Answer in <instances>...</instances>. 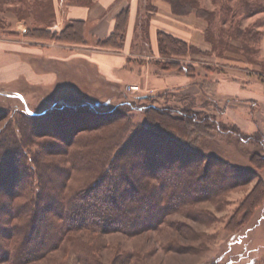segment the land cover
Here are the masks:
<instances>
[{"label": "rangeland", "instance_id": "rangeland-1", "mask_svg": "<svg viewBox=\"0 0 264 264\" xmlns=\"http://www.w3.org/2000/svg\"><path fill=\"white\" fill-rule=\"evenodd\" d=\"M88 1L0 0V37L8 36L15 20L24 22L27 32L29 29L44 26V23L56 22L58 11L68 3H87ZM146 2L149 7L152 6L150 0ZM239 2L240 0L228 3L226 0H196L199 7L210 11L216 10L218 13L216 18H219L221 6L228 4L236 8ZM260 2L263 4L262 11L248 17L237 16L235 19L231 16L225 17L228 19V24L224 27L234 26V28L240 27L244 30L251 28L260 33L258 43L254 46L258 49L255 55H248L238 49L240 42H237L239 46L234 45L236 50L233 51L249 61L258 72L264 73V0ZM217 22L218 19L214 21L215 27H211V36L215 42L219 37L220 27L218 26L221 25ZM233 41L230 40V44ZM218 45L216 46L218 49L213 50L215 57H224L227 51H231L225 46H220L219 43ZM197 51L199 50L196 49L189 53L187 58H200L199 60L205 64V66L201 65L204 68V70L201 69L203 73L208 68L218 71L220 67L217 68L215 57L208 58L207 54L201 55ZM21 58L23 62L30 63L27 53H22ZM164 60L180 62L181 58L164 57ZM43 62L45 61L33 65L36 73L44 71L58 73L62 68V64L58 61L47 63V65ZM180 63L186 65L183 62ZM162 64H164L163 60ZM186 67V72H189L190 67ZM63 69H65L64 66ZM61 82L53 90H41V87L37 88L41 85L31 86L25 74L17 76L9 83L0 81V154H5L8 149L17 152L14 155L16 159L26 162L25 166L17 168L16 171L19 174L24 173V167L37 175L48 163H60L67 166V153L70 155L75 152H88L87 148L68 146L65 142L67 133L61 135L59 132L44 131L36 135L25 125L30 120H35V117H30V114L47 113L56 108H62L63 106L59 104L63 102L71 104L80 99L92 104L93 107L103 108L99 111L92 110V112L86 110L91 108L88 105H86L88 108H82V111H88L93 115L90 117L92 120L107 122L117 119V121L107 123L104 127L83 131L77 129L71 134L76 139L88 140L101 133H107L111 137L115 136L120 149L127 147L134 137L137 138L133 143L141 147L143 137L150 136L152 139L154 136L160 137L157 132L149 131L148 128L160 130L162 128H158V125L162 124L168 130L163 132L164 135L177 140L184 146L186 144L198 149L203 154L200 158L203 172L217 166L220 174L231 178L226 184L227 179L217 180L215 176L216 179L208 176L204 183L217 182L221 188L206 199L183 203L166 217L165 223L158 231H146L131 237L119 233L95 236L92 241L102 250L105 262L116 264H264V197L259 201L255 200L258 192L264 190V161H262L264 134H243L250 139H240L238 133H234L237 129L227 125L223 120V110L211 97L205 99L204 95L187 97L183 92L169 90H151L149 93H144L139 89V91L131 92L128 90L129 86L126 90L90 91L77 86L72 87L69 83H64L63 86ZM30 86L37 90H33L34 92L29 95L27 92ZM144 96L148 98L140 99ZM149 106L153 108L146 112ZM154 108L173 110L174 115L178 117L184 112L190 115L192 119L187 125V136L179 137L177 130L181 127V122L167 116L157 115ZM53 120L50 119V123L44 124H51ZM59 120H62L61 117L56 121ZM154 142L156 143V141H151L150 144L156 145ZM2 145L5 146L1 148ZM254 154L258 157H253ZM108 156L109 154L105 158ZM224 162L227 165H224ZM87 168L79 167L74 171L68 185L78 189L90 183L93 179L88 182L84 179L88 174ZM28 182L33 184L34 189L30 192L26 190L22 191L24 193L21 192V196L15 200V205L18 207L27 202L29 195L35 196L38 192L37 176ZM252 193L253 196L246 201ZM19 222L14 221V223ZM8 243L5 242L3 245L9 253L11 246H8ZM64 257H66L67 264H76V257L72 252ZM0 264L10 263L1 261Z\"/></svg>", "mask_w": 264, "mask_h": 264}, {"label": "trees", "instance_id": "trees-1", "mask_svg": "<svg viewBox=\"0 0 264 264\" xmlns=\"http://www.w3.org/2000/svg\"><path fill=\"white\" fill-rule=\"evenodd\" d=\"M166 1L171 4L173 12L177 15L195 12L207 21L206 36L213 50L218 49V43L227 47V50H236L229 42L236 40L240 42L238 49L242 52L248 55L256 54L258 49L254 46L258 43L259 32L251 28H225L224 25L228 24L225 17H248L262 11L261 0H240L236 8L225 4L221 6L219 18H216V10L199 7L196 0ZM226 1L228 3L233 0ZM128 16V11L123 10L117 16L112 35L106 40L98 41L97 46L120 50L125 39ZM217 19L221 25L218 26L219 37L215 42L211 36V27H215L214 21ZM54 23L47 22L40 28L29 29L26 35L64 43H85L84 21H72L66 24L61 32L51 29ZM158 37L159 51L163 57L185 58L189 53L196 51V48L167 33L160 32ZM159 63L165 69H177L181 72H186L187 69V65L177 61L164 60V64ZM147 98L148 96H144L140 99ZM149 107L146 112L153 108ZM59 109L30 114L35 120H30L25 125L36 135L44 131L59 132L61 135L67 133L65 142L68 146L74 145L89 150L86 153H67V166L48 163L42 169L44 172L37 175L25 167L23 174L16 171L17 168L25 166L26 162L16 159L14 155L17 152L12 149L0 154V262L67 264L64 256L72 252L76 257V264H116L103 260L102 250L92 241L95 236L119 233L131 237L146 231H158L165 223L166 217L183 203L206 199L221 188L217 182L204 183L208 176L217 180L227 179L226 184L231 180L230 177L220 174L217 166L203 172L200 160L203 154L198 149L186 144L184 146L164 135L163 132L167 129L162 124L158 125V128H162L161 131L148 128L149 131L157 132L160 137H143L141 147L133 143L137 138L134 137L127 147L120 149L115 136L111 137L107 133H101L88 140L71 136L77 129L83 131L104 127L117 119L97 121L90 118L92 114L88 111L67 107ZM154 112L181 122V127L177 130L179 137L187 136V125L191 123L192 118L186 112L179 117L170 109L154 108ZM60 117L62 120L56 121ZM50 119H54L51 124H44L50 123ZM237 130L234 133L237 132L240 139H250ZM151 141H156V145L150 144ZM253 157L257 158L258 155L254 154ZM223 164L227 165L225 162ZM79 167H89L85 182L93 180L81 188L74 189L68 183ZM35 175L39 181L37 194L29 195L27 202L18 207L15 200L21 196L23 190L33 191V184L28 180L34 179ZM252 196L253 193L246 201ZM262 197L264 190L258 192L255 200L259 201ZM17 220L20 222L14 223ZM5 242H10L9 253L3 245Z\"/></svg>", "mask_w": 264, "mask_h": 264}, {"label": "crops", "instance_id": "crops-1", "mask_svg": "<svg viewBox=\"0 0 264 264\" xmlns=\"http://www.w3.org/2000/svg\"><path fill=\"white\" fill-rule=\"evenodd\" d=\"M146 1L68 3L58 11L51 29L61 32L72 21H84V44L30 37L26 35L24 22L13 21L8 36L0 37V81L9 83L25 74L31 86L41 85L37 87L41 90H53L62 81L63 86L69 83L90 91L126 90L128 86H138L144 93L169 90L183 92L187 97L204 95L205 99L211 97L223 110L227 125L245 135L264 134V73L254 69L236 51L215 57L206 36L208 23L195 12L176 15L166 0H150L151 7ZM123 10H127L129 16L122 48L98 47V41L112 35L117 16ZM160 32L196 48L201 55L215 57L216 66L220 68L218 71L206 68L203 73L201 65L205 64L197 57L181 58L180 62L190 67L189 73L163 68L159 63L164 61L159 51ZM237 42L234 40L232 45L239 46ZM22 53L28 54L30 63L22 61ZM42 61L46 65L58 61L62 68L58 73H36L33 65ZM31 86L29 95L37 90Z\"/></svg>", "mask_w": 264, "mask_h": 264}, {"label": "water", "instance_id": "water-1", "mask_svg": "<svg viewBox=\"0 0 264 264\" xmlns=\"http://www.w3.org/2000/svg\"><path fill=\"white\" fill-rule=\"evenodd\" d=\"M59 105H62L63 107H67V108L74 109V110H77V109L82 110V108L86 109L88 107H91V108H88L86 110H90V111H92V110L96 111L98 109H103V108H100L98 106L93 107V106H91L92 104L90 105L89 103H86L84 100H80V99L75 101L74 103H71V104H67V103L63 102ZM86 105H88V107Z\"/></svg>", "mask_w": 264, "mask_h": 264}, {"label": "built area", "instance_id": "built-area-1", "mask_svg": "<svg viewBox=\"0 0 264 264\" xmlns=\"http://www.w3.org/2000/svg\"><path fill=\"white\" fill-rule=\"evenodd\" d=\"M128 90L131 92L139 91V87L138 86H129Z\"/></svg>", "mask_w": 264, "mask_h": 264}]
</instances>
